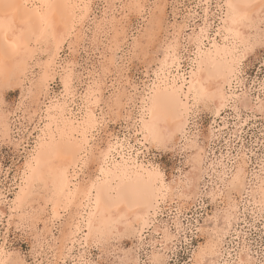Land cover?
Wrapping results in <instances>:
<instances>
[{
  "label": "snow or ice",
  "instance_id": "obj_1",
  "mask_svg": "<svg viewBox=\"0 0 264 264\" xmlns=\"http://www.w3.org/2000/svg\"><path fill=\"white\" fill-rule=\"evenodd\" d=\"M205 5L206 23L201 27L198 35L194 33L197 53L202 51L201 41L205 39L210 27L207 24V11L211 5L208 0H205ZM93 7L91 0H77L75 3L67 2V0L65 2L41 0L33 5H29L27 0H24V3H17L16 0H0V56L5 59L14 58L22 49L27 51L35 41L37 44L48 46L51 55L49 64H55L58 60L56 53L65 43L68 45L69 52L75 49L76 45L72 40L74 35L77 39L87 36L93 24L99 32L102 24L97 23L93 16ZM108 7L105 5V18ZM215 7L219 10L223 20V29L216 31V38L223 37L225 56L232 57L227 68L228 74L239 82L245 56L257 46V43L264 50V0H259V12L252 11L256 7L255 4L244 2V0H224L222 3H217ZM183 28L184 25H181V32L176 33L175 38L169 39L165 36L158 47L154 46V49L149 48L143 53L141 67L148 78L144 82L143 90L136 79H128L125 88L128 96L127 106L137 102V94L143 99L139 100L141 113L135 125L139 129L135 133L136 142L135 144L131 142L130 130L126 136L129 142L126 147H120L122 155L118 159H113L111 139L109 138L106 146L105 132L101 131L107 120L97 114V109L101 114L105 111L101 107L104 103L99 92L101 86L99 83H93V79L89 78L86 80L87 90L79 87L72 74V65L64 66V71L61 73L63 95L65 99L70 94L75 97L78 89L82 94L80 112L73 113L75 118L71 119L64 109H60L65 117L63 129L60 128L59 121L55 128L49 123L39 129L44 135L37 138V147L33 149L32 157L37 166L33 168L31 161L26 162L24 173L26 177L24 182L29 189L34 187L38 179L47 186V181L43 179L45 169L48 176H54L55 187L52 196L46 197L45 208L51 205L53 220L60 212L64 213L62 220L71 217L60 259L57 260L55 256H50L47 264H61V262L62 264H116L113 260L105 259L106 252L99 244H97L100 248L98 258L90 260L86 255L87 246L84 241L93 235L94 221L102 205L107 206L109 201H112V193L116 194V200L112 201L115 206L119 207L123 203L130 211L134 203L146 198L149 189L156 202L166 198V170L162 167L163 161L160 163L153 161L145 165L138 159L141 152L146 148L155 149L157 152H167L170 145L175 142L176 132H182L188 124L192 123L193 117L199 110V103L207 104L209 99L216 98L215 92L212 91L213 88L217 92L220 91L212 75L208 76L207 81L203 79L201 75L205 70L203 63L201 62V67L197 69L196 60H192V79L189 80L187 73H183L184 81L179 83L182 75L181 62L189 53L188 45L185 44L182 47L179 43ZM241 28H247L249 31L242 32ZM77 29L80 31L77 32ZM253 31L259 34L255 41L251 35ZM216 38L211 39L209 43L212 49L219 53L220 47ZM191 40L192 37H189V41ZM229 44H231L230 48ZM53 46L55 51L52 50ZM209 55H211V49ZM188 58L191 59L190 56ZM124 61L120 67L130 76V65L141 61L139 46L133 48L130 57H125ZM174 70L175 76L172 75ZM185 87L188 89L187 97L183 92ZM6 99L7 97L0 99V103H4ZM185 100H192L193 103H185ZM117 102L122 103L123 97L117 98ZM108 105L110 108L115 107L111 100L108 101ZM178 107L183 110L177 111ZM261 111L264 112V106L261 107ZM49 112H52L51 108ZM170 118L173 124L177 118L180 121L175 131L171 127L164 126ZM52 119L55 117L50 115L49 120ZM128 120L131 121V117H128ZM69 123L73 134L66 142L65 136ZM57 134H59V139H57ZM108 135L110 137V134ZM69 155L72 157V163L68 168L62 164L53 165V160L66 159ZM133 156L137 157L135 161L132 159ZM73 165L77 170L75 175L71 171ZM260 169L264 172V159L260 162ZM133 174L136 180L129 191L127 189L130 184H133ZM81 176L83 179L80 178ZM115 180H119L120 183L115 184ZM225 183L230 190L238 187L240 184L239 170H236V174L231 177L230 183L228 181ZM260 187L262 193L261 221L264 222V176L261 177ZM229 199L231 200V191H229ZM23 203V199L18 195L16 200L6 204V211L0 212V264H45V261L40 259L42 252L39 250L38 243L42 230L36 227L40 219L23 215ZM231 218V215L226 214V219L229 221L228 226H230ZM44 223L47 227L46 220ZM72 227H75V231H71ZM33 231L36 235H32ZM80 236L83 237L81 247L85 248V252L75 255L74 250L68 248L67 244L71 242L74 245ZM16 240L21 241L19 249L16 247ZM134 250L135 245L129 249V251ZM65 252L67 254H64ZM119 264H138V262L122 258ZM152 264H166V262L154 259ZM223 264H264V251L253 258L247 248L239 249L235 252L233 259L226 260Z\"/></svg>",
  "mask_w": 264,
  "mask_h": 264
},
{
  "label": "rangeland",
  "instance_id": "obj_2",
  "mask_svg": "<svg viewBox=\"0 0 264 264\" xmlns=\"http://www.w3.org/2000/svg\"><path fill=\"white\" fill-rule=\"evenodd\" d=\"M130 1L132 0H92L91 3L94 4L93 16L97 23L102 20L106 22V24H104V29L101 33L93 34L95 26L93 24L78 49L69 52L67 47H65L61 50L59 54L60 58L58 59L59 61L61 60V63L68 60L69 64H73H71L73 76L77 77L79 75L80 79L83 77V82L81 84L76 82V84L79 87L85 88V84H87L86 80L92 78L93 74L97 76V74L101 72V65H103V62L106 61L105 59L110 55V52H108V44L109 40L114 35V28L116 27L120 30L122 26H124L126 32L124 37L121 36L122 34L119 36L120 45L115 54V64H109V70L106 75V86H103L100 92L105 103H103L101 107L105 109L103 113L107 120V123L104 124L103 129L101 130L106 134L104 137L105 140L110 138L108 134H112L113 137H121L124 130L122 127V119L117 117L115 110L112 111L113 108H110L108 105V101L111 97L110 95L113 94L117 87H122L123 83L126 87L129 78L136 79L141 90L144 88V82L148 79L144 75L141 67L142 54L144 51L149 48L154 49V46H159L160 41L163 42L165 36H168L170 39L174 33L173 28L171 27L173 23L188 24V26L184 28V35L189 33L191 28H198L202 22L200 15L202 11L200 8L196 7V0H147L144 1V6L142 7L141 12H137ZM215 1L216 0L210 1V13L215 11ZM105 5L109 6L106 18L104 17ZM160 7L162 8L159 11ZM189 8L197 9V17H195L194 20H192V15L190 16L191 12H188ZM155 17L158 18V20H161L158 21ZM209 17L210 20L208 19V21L211 22V26L209 27L211 30L209 31V34H211L213 33L216 22H214L215 17L213 14L212 18L211 16ZM148 21L152 22L153 28L151 32L154 36L156 35L155 38L151 32L150 35H148V33L146 34L145 28L148 26ZM145 35H147V37ZM137 42L138 44L140 43L137 45L139 46V50L141 49L140 45L143 43L142 52L140 51L141 61H137L130 65L129 76L128 72L122 71L120 65L125 62V57H130L131 50L133 49L132 47ZM184 43H186V41ZM185 63L186 62H184V64ZM57 81H59L58 77L50 85L51 94H59L62 90L60 83ZM25 86L26 81L24 86L11 84L6 87L3 86V89H0V99L7 97L4 103H0V111H3L4 107V111L6 112H9L10 110L13 111L12 115H10V120L12 121L11 133L12 136L14 134L13 137L15 139L22 138L20 140L23 141L21 147L19 146V150L17 151L12 142L0 137V193H4L6 200L8 201L12 198L14 190L17 189L15 184L18 178L17 172H19V167L24 160L23 156L26 154L25 150H28L31 148V145H33L35 135V133H33V135L28 137V131L25 130V132H22L24 131V127L19 124L21 121H17L18 115L16 114L21 112V108L19 107H22L23 103L26 105L29 102V97H24L26 90ZM233 86L232 90L234 93L239 94V98L246 97L250 104L246 107L239 104L236 106L237 108H234L231 106V102V104L229 103V105L222 109L217 116L214 115L212 106L206 108V106L199 104V110L193 117L192 123L188 124V127L185 130V135L182 137L183 139L181 138L178 140L176 145L171 144L167 152H157L155 149L146 148L147 150L144 149L139 156V160H142L143 163L147 164H151L153 161L157 163L163 161L162 167L166 170L165 183H169L179 174H184L191 169V163L189 162L190 157H188V154L194 155L196 153L195 151H199L201 154L204 153L203 155L200 154L202 157L201 166L203 167V170L200 176L201 178L199 177V181L197 182L198 193L196 200H191L190 198L180 203L175 199L170 203L168 198H166L159 203L155 213L152 215L153 223L140 233V237H138V234L132 235L133 237L124 236L118 238L114 236L111 237V239L108 238V240L104 239V241H99V245L104 247L106 252L105 259L113 260L117 264L118 261H120L122 254L126 252L134 253L135 259H137L135 262H138V264H152L149 256L151 252L154 253L156 251L159 252L161 260L165 261L166 264H205L206 259L209 256L203 257L205 260L202 259V262L200 261V263L195 259L194 254L203 247L206 241L210 238V234H212L213 237L218 235L214 232L215 229L213 230L215 234L212 233L210 228L213 225H211L210 222L215 220V216L216 220L218 218V222L215 221L218 223L216 225H220V215L224 212V209H226L224 204L225 201L223 200L224 188L221 185L220 179L227 176L235 162H243V164H240L244 171V189L239 194L236 192L231 193L234 202V215L231 216L230 226L223 227V234H220L221 236L218 235L220 236V242L218 241L217 246L214 247L216 253L212 257L211 264H223L224 261L233 259L235 252L243 248H247L253 255V258L259 255L260 252L264 251V222L261 221V209L258 204L253 203V200L249 195L250 187L257 182L255 181L257 180L256 177H259L262 173L260 162L264 159V112L261 111V108L256 109V107H252L254 104L259 106L260 100L264 102V50L259 47V44H257V46L245 56L239 82L236 81ZM1 93L3 95H1ZM137 95L138 100L136 103L139 101V94ZM78 99L79 98H77V100ZM132 108L133 112L135 111L134 113H136V109L134 107ZM15 110L16 113H14ZM97 114H100L99 109H97ZM23 122L27 121L24 120ZM191 133L196 137L194 138ZM190 135L192 137H190ZM184 138H187L188 142L195 140V147L181 148L185 141ZM196 146L199 149H197ZM192 150L194 152L190 153ZM187 163L190 164L188 165ZM216 192H218V194ZM0 197L1 199L3 198V196ZM1 203L0 207H2ZM218 210L220 211L219 215ZM212 214H214V216ZM66 219H68V217L63 219V221L61 219L59 224L56 223L54 225L51 232L52 234L47 232L50 236L47 233L45 234L46 229H42L43 224L41 222L36 226L43 232H41L42 235L40 233V239L42 240H39V250L42 252L40 259L45 261V264H47L50 256H55L58 260L59 243H61L66 231L63 230ZM156 225L160 230L165 229L168 232L169 239L159 242L162 240V234L153 229ZM216 230L218 229L216 228ZM13 231H15L14 227ZM34 233L35 231H33L32 235H36ZM97 244L98 241L86 244V255L88 259L94 260L100 256V248L97 247ZM20 245L21 241L16 240L17 249L20 248ZM133 245H135V250L128 252L127 250L132 249ZM72 249L74 250L73 254L75 255L85 252V248L78 244ZM230 249L233 251L230 252ZM109 252H112L111 255H107Z\"/></svg>",
  "mask_w": 264,
  "mask_h": 264
},
{
  "label": "bare ground",
  "instance_id": "obj_3",
  "mask_svg": "<svg viewBox=\"0 0 264 264\" xmlns=\"http://www.w3.org/2000/svg\"><path fill=\"white\" fill-rule=\"evenodd\" d=\"M144 1H147V0H132L130 2L135 7V10H137V12H141L142 7L144 6ZM196 1H197L196 6L200 5V7H198V8H200L202 11L200 14L202 22L200 23L198 28L193 27V28H191V31L189 33H186L183 35V32L185 31L184 28L187 27L188 24L173 23L171 26L173 28L174 33L172 34V37L170 39H173L176 37V33L181 32V25H184L183 32L179 36V43L181 44L182 47L185 44H187L189 47L188 55L181 62L182 75L179 78V83H183V81H184L183 73H187V77L189 80L192 79V77H191V72L193 70L192 60L197 61L196 65H195V67L197 69H199L201 67V62H202L204 69H205L204 72L201 73L203 79L207 81L208 76L212 75L214 78V83H217L219 85L220 91L217 92L215 90V88H213L212 91L215 92L216 98L214 100L209 99L207 104H205L203 102H200L199 104L206 106V108L208 106H212V109L214 111L213 113L215 116L219 115L220 111L222 109H224L227 105H229V103L231 104V102H232L231 106H233L234 108H237L236 106L239 104L243 107L244 106L246 107L248 104H250L248 102V100L246 99V97L245 98H242V97L239 98L240 95L235 94L234 91L232 90V88L234 87L233 84L237 81V79L230 76L228 74V71H227L228 64L231 61L232 57L231 56H225V53H224L225 41H224L223 37L221 36L219 38H216V31L223 29V20L221 18L219 10L216 7H215V11L212 10L213 11L212 13H210L209 8L207 11V24L209 26H211V22L208 21V19L210 18L209 16H211V18H212V14H213L215 17L214 22H216V23L214 25L213 33L209 34V31L211 29L208 28L205 39H203L201 41V45L203 46L202 51L200 53H197L194 33L196 35H198L200 33L201 27H203L206 23V20H205V15H206L205 7H206V5H205V0H196ZM210 1L211 0H208L209 4H210ZM16 2L17 3H24V0H16ZM39 2H41V0H27V3L29 5H33V4H36ZM57 2H65V0H57ZM67 2L75 3V2H77V0H67ZM91 2H92V0H91ZM222 2H224V0H216L215 5L217 3H222ZM244 2L255 4L256 7H254L252 9V11L253 12H259V0H244ZM137 5H139V7H137ZM133 6H130V7H133ZM162 7L159 8V11ZM191 8H189L188 12H191L190 16L192 15V17H193L192 20H194L195 17H197V15H196L197 9L196 8L191 9ZM154 16H156V15H154ZM156 19L158 20V18H156ZM157 20H155V21H157ZM160 20L161 19H159L158 21H160ZM108 22H110V21H108ZM99 23L102 24V27L100 28L99 32H97L96 25L94 24L95 26H94L93 34L94 33H101L102 30L104 29V24H106V22H104V20H102ZM147 24H148V26H146V28H145L146 34L148 33V35H150V32L153 28V25H152L151 21L150 22L148 21ZM157 25H158V23H157ZM154 28H155V24H154ZM158 28H159V26H158ZM124 29H125L124 26H122V28L120 30H118L116 27L114 28V32H113L114 35L109 40V44H108V47H109L108 52H110L109 53L110 55L108 58L105 59L106 61H104V62L102 61L103 65H101V72H99L97 74V76H95L94 74L92 75L93 83H99V85L101 86L99 88V92H101V89L103 86H106V79H107L106 75H107L108 70H109V68H108L109 64H115V54H116V51L118 50V47L120 45L119 36H120V34H122L121 36L124 37L125 32H126ZM79 31H80V29H77V32H79ZM241 31L247 33L249 30L247 28H241ZM156 32H157V30H156ZM251 35L253 36V39L255 41L256 37H258L259 34H258V32L253 31L251 33ZM145 36L147 37V35H145ZM155 36L153 34L154 38H155ZM84 37L85 36H81L79 39H77V36H75V35L72 37L73 43L76 45L74 50L78 49V47L81 45V42L84 40ZM184 37H185V39H184ZM189 37H192L191 41H189ZM154 38H152V39H154ZM213 38L217 39V43L220 47L219 53H217L215 49H212V45L209 43V41ZM144 39H146V38H144ZM185 41H186V43H184ZM161 42L162 41H160V43ZM139 44L137 42L132 48H135ZM142 45H143V43H142ZM142 45H140L141 46L140 51L143 48ZM144 46H146V45H144ZM228 46L230 48L231 44H229ZM65 47H67V49H68V45L66 43L61 47V50H63V48H65ZM156 47H158V45ZM210 49H211V55H209ZM52 50L55 51L54 46L52 47ZM61 50L56 53L58 59L60 58L59 54H60ZM189 56L191 57V59L188 58ZM71 57H72V55H71ZM50 59H51V55L49 54L48 46L42 45V44H37L35 41L32 42V44L28 47L27 51L22 49L20 51V53L14 58L5 59L3 56H0V89L1 88L3 89V86L6 87L7 85H11V84L12 85L18 84L20 86H24V83L26 81V86H25L26 90H25L24 97L28 96L29 102L26 105L23 103L22 107H19V108H21V112L19 114H16V115H18L17 121L18 120L21 121L20 123L19 122L18 123L24 127V131H22V132H25V130L28 131L27 132L28 137L33 135V133H35L33 145H31V148H29L28 150H25L26 154L23 156L24 160H23L21 166L19 167V172H17L18 178H17V182L15 183L17 186V189L14 190L12 198H10L8 201V200H6L4 193H0V196H3L2 199L0 197L1 202H3V203L0 202L2 204V207H0V212L6 211L7 210L6 204H10L12 201L16 200L17 196L19 195L24 201V203L22 205L23 215L35 216V217L39 218L40 222L43 224L42 229L43 230L46 229V232L44 231L45 234L47 232H49V233L52 232V228H54V225L56 223L59 224V222L61 221V217L64 214L63 212L58 213L55 220H53L52 219L51 205H48V207L45 208V204L47 203L46 197L52 196V193H53V190L55 187V185H54L55 177L54 176H48L47 170L45 169V176L43 177V179L47 181V186H45V183L41 182V180L38 179L36 181L34 187L32 189H29L28 185L24 182L26 180V177L24 175L25 165H26V162L31 161L33 168H35L37 166L36 161L33 160L32 157H33V149L37 147V138L42 137L44 135V133L39 131V129L44 128L45 125H47L49 123H51L53 125V128H55L57 125V121L60 122L59 126L61 129H63L65 127V117H64V115H62L60 109H64L67 116L71 119H74L75 116L73 115V113H79L80 112V105L82 103V99H81L82 94L78 90H76V92H75V97H73L70 94L68 96V98L65 99V97L63 95V80L61 77V73L64 71V66L69 65V61L67 60L68 62L65 61L64 63H61L60 62L61 60L60 61L57 60V62L55 64L50 65L49 64ZM184 62H186V63L184 64ZM182 64H184V65H182ZM72 74H73V70H72ZM172 75L173 76L176 75L175 70L173 71ZM57 77L59 80L57 82L60 83L62 90H61V92L59 91L60 92L59 94H54V93L51 94V89H50L51 86L50 85H51V83H53L55 81V79ZM78 77H79V75L77 77L75 76L74 79L76 78L75 81L77 83L81 84L83 81H82V79H80V77L79 78ZM216 77H218L219 79L216 80L215 79ZM149 83H150V81H149ZM85 85L86 86L84 89L87 90V84H85ZM125 88L126 87L123 83L122 87H120V88L117 87L115 89V91L113 92V94L110 95L111 96L110 100L112 101V104L115 106V107H113L112 111L115 110L116 116L119 117L120 119H122L121 120L122 121V127L124 128V130L122 129L123 134L121 137L120 136L113 137L112 134L110 135L111 144H112V148H113V152H114L113 159H118L122 155V153L120 151V147H126L127 146L129 141L126 139V136L129 134L130 130H131V142H133V144H135V142H136L135 133L137 131H139V129H137L135 127V125L140 119L141 106L139 104V101H138V103H136V102L133 103V105H131V106H127L128 96L125 92ZM2 91H4V90H2ZM0 92H1V90H0ZM183 92H184L185 97H187L188 89L186 87L183 89ZM1 95H3V94L1 93ZM120 97H123L122 103L117 102V98H120ZM77 98H79V99L77 100ZM142 99H143V97L139 96V100H142ZM184 102L189 103V104L193 103L192 100H185ZM258 104H259V102H258ZM262 106H264V102L262 100H260L259 106L255 105V104L252 105V107H256V109H259ZM93 107H95V105H93ZM132 107H134L136 109V113H134L135 111L133 112ZM50 108L52 109L51 113L49 112ZM3 109L5 110V107ZM4 110L0 111V137L8 139L10 142H12L14 148L18 151L19 146L21 147L23 141L20 140L22 138L15 139L13 137L14 134L12 136V133H11V122L12 121L10 120V117H11L10 115H12L13 111L10 110L9 112H6ZM182 110L183 109L179 108V107L177 109V111H182ZM14 113H16V110L14 111ZM133 114H135V115H133ZM50 115L55 117V119L49 120ZM99 115H102L104 117V113H102V114L100 113ZM128 117H131V121L128 120ZM24 120L27 122H23ZM179 123H180V121L178 118L176 119L175 124H173V121L170 118L168 120L167 125H164V126L165 127H171L175 131L176 126L179 125ZM185 123H187V120H185ZM113 128H115V127H113ZM185 130H186V128H184L182 132H176L175 137H174L175 142L172 143L173 145H176L178 143V140H180L185 135ZM114 133H116V132H114ZM72 134H73V129L71 127V124L69 123L68 128H67V133L65 136L66 142L69 140V138L72 136ZM16 135H17V132H16ZM190 137H192V136L190 135ZM195 137L196 136H194V138ZM57 139H59V134H57ZM184 139H185V141L183 140L184 143L181 146V148L195 147V140L192 142H188L187 138H184ZM108 140H109V138H107L105 140L106 146H107ZM197 146H196V148H197ZM22 148H24V147H22ZM26 149H27V147H26ZM197 149H199V148H197ZM197 149H195V150H197ZM138 151H139V149H138ZM192 152H194V151L193 150L190 151V153H192ZM195 152L196 153L194 155L188 154V157H190L189 162L191 163V167H190L191 169L188 170L187 172H185L184 174H182V173L179 174L177 177L173 178L171 180V182L166 183L167 191L165 193V197L168 198V201H170V203H171V201H173L175 199H177V201L180 203L184 202L190 198H191V200L192 199L196 200V196L198 193V191H197V184L198 183L197 182L199 181L198 178L201 176L202 170H203V167L201 166V164H202L201 155H203L204 153L201 154V153H199V151H195ZM132 159H133V161H135L137 159V157L133 156ZM139 161L141 163H143L142 160H139ZM186 162H188V161H186ZM71 163H72L71 155H69L66 159L53 160L54 166H59L62 164L65 168H68L69 164H71ZM240 163L243 164V162H240ZM240 163L235 162L233 165V168L230 169L227 176L222 177L220 179L221 185L224 188L223 200L225 201L224 204H225L226 209H224V212H222L220 215V219H219L220 225H218V226L216 225V224H218L217 223L218 218L216 220L214 214H212L214 216V219H215V220H213V222L212 221L210 222L211 225H213L210 228L212 230V233L215 232L218 235L223 234L222 228L229 225V221L226 219V214L231 215V216L234 215L233 214L234 202L232 199V194H231V200L229 199V191H231V193L236 192L239 194L244 189V184H245L244 173H243L244 171H243V167L241 166ZM143 164L147 165V163H143ZM16 170H18V169H16ZM236 170H239V172H240V184L234 190H230L228 188V186L226 185L225 181H228L230 183L231 177L236 174ZM71 171H72L73 175L76 174L77 170H76L74 165L72 166ZM6 174H7V172H6ZM262 176H264V172H262L259 177L258 176L256 177L257 180H255V181H257V182H255V184H252V186L250 187V191H249V195L251 196L253 203L258 204L259 206H260V201L262 198L261 187H260ZM80 178L83 179V176H81ZM135 180H136V176H135V174H133L132 175L133 184H130L128 186L127 190L130 191L132 189V187L134 186ZM114 183L119 184L120 181L115 180ZM219 191H221V190H219ZM216 193L218 194V192H216ZM111 196H112V201H115L116 200V194L112 193ZM166 198H162L159 202H156L155 197L152 195L151 190L149 189L146 193V198L140 199L136 203H134L131 211L123 203H121L119 207H116L115 203H113L112 201H109V204L107 206L102 205L101 211L97 215V217L95 218V221H94L93 235L91 237H89L86 241H84L85 245L88 243L90 244V242L93 243L96 241H98V244H99V241H101V240L104 241V239L108 240V238L111 239V237H114V236L119 238V237H124V236L129 237V236L138 234V237H140L139 236L140 233L144 229L151 226V224L153 223L152 215L155 213L157 206H159V203L164 201ZM213 198H214V194H213ZM137 204L139 205L138 207H137ZM179 209H181V208H179ZM184 210H185V208H184ZM221 210H223V209H221ZM219 212L220 211L218 210V215H219ZM212 213H213V211H212ZM216 213H217V211H216ZM45 220L47 221V227L44 223ZM215 221H217V222H215ZM70 223H71V217H68V219H66V221L64 222V226H63V228H64L63 230H66L64 233V237H63L61 243H59L60 245H59L58 260L60 259L61 249H63L65 246V237L68 235ZM212 223H214V224H212ZM230 223H231V221H230ZM207 228H209V227H207ZM216 228L218 230H216ZM153 229L155 231H159L162 234V236H161L162 240H160L159 242L164 241V240L166 241L167 239H169L168 232L165 229L160 230L157 225ZM213 230H214V232H213ZM71 231H75V227H72ZM85 231H86V225H85ZM42 233H41V235H42ZM34 234H36V233H34ZM210 235H211V236H209L210 238L206 241V243L203 245V247L202 248L199 247L200 250L197 253L195 252V254L193 253L195 259L198 260L199 262L202 259L205 260V258H203V257L209 256V257H207L205 264H211L212 257L216 253L214 247L217 246L218 241L220 242V236H221V235L220 236L217 235L218 237L217 236L213 237L212 234H210ZM44 237H45V235H44ZM47 238H49V237H47ZM40 240H42V239H40ZM81 240H83L82 236H80L79 239L76 240V243L74 245L71 242H69L67 244V247L73 248V247H75L76 244L81 246ZM39 244H40V242H39ZM42 244H44V243H42ZM94 244H96V243H94ZM106 247H105V249H106ZM120 250H119V252H120ZM127 251L129 252V250H127ZM122 253H123V251H122ZM64 254H67V253L65 252ZM136 257H138V256H136ZM122 258L129 260V261H134V262L137 260V259H135L134 253L124 252L122 254L120 260ZM149 258H150L151 262L154 259L161 260V255L159 254V252L155 251L154 253L151 252ZM117 260H119V259H117ZM198 261H197V263H198ZM117 264H119V261Z\"/></svg>",
  "mask_w": 264,
  "mask_h": 264
}]
</instances>
